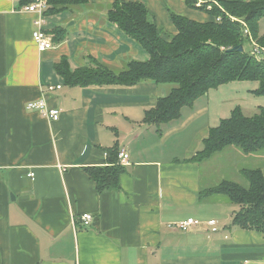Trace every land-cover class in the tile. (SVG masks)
Segmentation results:
<instances>
[{"label": "crops", "instance_id": "obj_1", "mask_svg": "<svg viewBox=\"0 0 264 264\" xmlns=\"http://www.w3.org/2000/svg\"><path fill=\"white\" fill-rule=\"evenodd\" d=\"M115 1L46 13L48 4L43 30L54 38L52 31L63 29L65 37L40 52L32 40L37 15L21 11L30 3L0 0V264H264V235L230 228L238 208L221 196L199 197L226 180L212 182L206 162L239 153L231 147L200 164L191 161L221 120L211 112L210 91L180 119L156 127L144 115L168 86L71 87L57 72L62 61L70 71L97 62L118 72L128 61L148 60L106 20ZM120 1L143 3L166 40L177 32L171 14L209 20L185 0ZM40 99L60 111L57 121L25 109ZM182 145L179 159L174 153ZM109 149L128 154V164L119 190L97 193L85 168L108 165ZM223 172L234 173V166ZM82 214L93 217L87 227ZM188 219L214 221L215 231L205 224L170 229Z\"/></svg>", "mask_w": 264, "mask_h": 264}, {"label": "trees", "instance_id": "obj_2", "mask_svg": "<svg viewBox=\"0 0 264 264\" xmlns=\"http://www.w3.org/2000/svg\"><path fill=\"white\" fill-rule=\"evenodd\" d=\"M20 6L32 0H19ZM197 0H185L188 8L208 15L209 20L198 23L171 14L176 34L169 40L162 37L149 13L141 2L117 0L110 4L106 20L133 40L147 54L148 60L128 61L122 70L114 72L94 62L93 67L70 71L65 61L56 65L66 84L74 86H120L131 88L151 82L168 86L165 97L145 112L144 123L156 127L180 119L184 108H191L195 101L209 91L236 82H256L257 95H264V62L245 53L249 44L243 35V24L252 40L264 47V35H258V23L264 16V0H201L207 3L196 7ZM215 1L217 5L208 3ZM88 0H49L46 13L59 12L73 5L86 4ZM209 7V8H208ZM243 23V24H242ZM53 43L65 37L63 29H55ZM242 48L239 52L234 48ZM249 155L264 150V109L246 117L240 109L230 112L228 118L210 128L200 150L191 161L200 164L227 148ZM107 164L99 168H85L94 181L97 193L117 191L125 168L117 164L118 151L107 150ZM247 180L243 187L224 180L199 193L201 199L224 197L236 206L230 228L257 231L264 235V175L259 168L240 169Z\"/></svg>", "mask_w": 264, "mask_h": 264}, {"label": "rangeland", "instance_id": "obj_3", "mask_svg": "<svg viewBox=\"0 0 264 264\" xmlns=\"http://www.w3.org/2000/svg\"><path fill=\"white\" fill-rule=\"evenodd\" d=\"M207 2L197 0L196 7L201 6ZM217 5L215 1L208 3L210 5ZM209 8V7H208ZM150 21L153 22V18L149 17ZM258 35H264V16L259 20L258 23ZM171 36H169L170 38ZM250 44L244 45L245 53H251ZM258 61L264 62V54H258L256 56ZM258 88V84L256 82H236V83H228L220 86L216 90L210 91V106L211 112H215L220 119L228 118L230 112L237 107L240 109L242 114L246 117H252V115L258 113L260 108L264 109V95H257L255 90ZM203 98V97H202ZM201 98V99H202ZM197 102H201L200 100ZM211 123L215 120L216 116L209 117ZM215 123V122H214ZM216 125V124H213ZM174 155L179 159L184 158L183 145L182 147L176 148ZM223 154V153H222ZM225 154V153H224ZM223 157H219L214 159L213 161L206 162L204 165V172L211 175V181H217L216 179L220 176L235 182L236 184H240L243 187H247V180L242 177L240 174H236L237 169L246 168L253 169L259 168L264 175V150L255 152L253 154L246 155L239 151V153H235L233 159L227 161V157L224 155H220ZM232 164L234 166V173H225L223 169L225 166H229ZM214 171H221L222 173L214 174ZM214 179V180H213ZM216 183V182H215ZM218 183V182H217ZM224 198V197H221ZM234 208V207H228ZM229 210V209H228Z\"/></svg>", "mask_w": 264, "mask_h": 264}, {"label": "built area", "instance_id": "obj_4", "mask_svg": "<svg viewBox=\"0 0 264 264\" xmlns=\"http://www.w3.org/2000/svg\"><path fill=\"white\" fill-rule=\"evenodd\" d=\"M47 6H48V0H32V2L29 5L24 6L21 9V11L34 13L37 15V18L33 21L34 31L32 32V40L35 43L38 51L40 52L48 50L53 46L52 37L49 34H47L42 27L44 24L42 18L45 10L47 9ZM243 35L246 37V39H248V42L252 48L250 55L253 56L256 60H258L256 56L258 54H264V47H260L252 40L250 33L247 27L245 26V24H243ZM56 89H59V87H56ZM48 90L53 91L54 87H50ZM25 109L27 111L37 112L41 117L50 121H57L60 115L59 110L49 109L46 106V103L43 99L34 100L26 103ZM127 160H128V154H126L123 151L118 153V161H117L118 165L126 166L128 164ZM28 177L33 179V174L30 173ZM79 219L81 225L83 227H87L92 222L93 217L90 214H82L81 216H79ZM204 224L210 230L215 231L216 223L214 221H209ZM204 224L193 219H188L186 221L170 225V229L179 230L181 232H188L193 227H202Z\"/></svg>", "mask_w": 264, "mask_h": 264}, {"label": "water", "instance_id": "obj_5", "mask_svg": "<svg viewBox=\"0 0 264 264\" xmlns=\"http://www.w3.org/2000/svg\"><path fill=\"white\" fill-rule=\"evenodd\" d=\"M238 50L239 52H242V48L241 47H239V48H234L233 50Z\"/></svg>", "mask_w": 264, "mask_h": 264}]
</instances>
